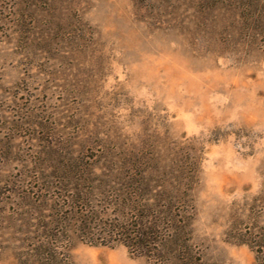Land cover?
Masks as SVG:
<instances>
[{
  "label": "rangeland",
  "instance_id": "obj_1",
  "mask_svg": "<svg viewBox=\"0 0 264 264\" xmlns=\"http://www.w3.org/2000/svg\"><path fill=\"white\" fill-rule=\"evenodd\" d=\"M189 155L208 264H264L232 238L264 226V0H0V264H31L66 177H173Z\"/></svg>",
  "mask_w": 264,
  "mask_h": 264
},
{
  "label": "trees",
  "instance_id": "obj_2",
  "mask_svg": "<svg viewBox=\"0 0 264 264\" xmlns=\"http://www.w3.org/2000/svg\"><path fill=\"white\" fill-rule=\"evenodd\" d=\"M185 156L174 163L173 177H66L63 203L48 216L58 224L37 229L41 234L26 260L78 264L67 253L73 235L91 245H124L152 264H208L194 242L200 157L189 155L182 164ZM33 202L39 219V203ZM232 238L264 261V226L237 228Z\"/></svg>",
  "mask_w": 264,
  "mask_h": 264
}]
</instances>
